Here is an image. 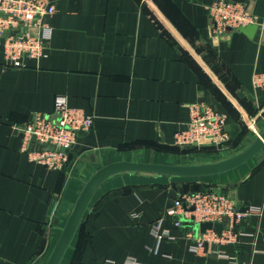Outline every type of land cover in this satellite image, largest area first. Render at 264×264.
I'll use <instances>...</instances> for the list:
<instances>
[{"label":"crops","instance_id":"crops-1","mask_svg":"<svg viewBox=\"0 0 264 264\" xmlns=\"http://www.w3.org/2000/svg\"><path fill=\"white\" fill-rule=\"evenodd\" d=\"M51 1L55 11L40 32L43 56L9 67L0 47V264H45L83 186L108 163H187L199 154L202 161L217 160L254 140L255 131L161 15L238 101L256 131L264 130V84L254 83L264 77V0H232L244 2L257 17L256 29H225L220 35L210 32L208 6L214 0H150L161 15L147 0ZM56 95L93 117L61 169L31 160L20 150L17 131L34 113H51ZM196 102L225 113L229 149L216 153L174 144ZM199 190L259 206L261 216L244 222L246 235L236 242L196 251L197 231L186 223L176 226V216L166 211L182 193ZM107 261L264 264V149L214 175L125 170L109 176L60 264Z\"/></svg>","mask_w":264,"mask_h":264},{"label":"built area","instance_id":"built-area-1","mask_svg":"<svg viewBox=\"0 0 264 264\" xmlns=\"http://www.w3.org/2000/svg\"><path fill=\"white\" fill-rule=\"evenodd\" d=\"M54 11L51 0H0V47L6 66L20 67L25 64V58L44 55L45 43L40 32ZM208 13L212 35L222 34L226 27L236 29L257 23V17L240 1L214 0L208 6ZM254 83L264 84V77H255ZM226 119L225 113L216 107L204 102L193 103L189 106L186 127L174 134V144L181 149H213L216 153L227 150L231 146V137L226 130ZM92 122V115L70 107L64 95H56L51 113H34L28 121L17 126L20 150L48 168L61 169L80 133L88 131ZM261 213L259 206L238 204L225 193L210 190L182 193L166 211L167 215L176 216L174 224L178 227L183 223L193 227L202 222L215 223L223 221V217L228 218L220 232L214 228L196 230L192 246L196 251L205 247L209 249L213 244L236 242L240 236L246 235L244 222L253 215L260 218ZM257 233L258 227L253 235ZM187 235L192 237L193 233L189 231ZM217 249L222 254L223 251Z\"/></svg>","mask_w":264,"mask_h":264},{"label":"water","instance_id":"water-1","mask_svg":"<svg viewBox=\"0 0 264 264\" xmlns=\"http://www.w3.org/2000/svg\"><path fill=\"white\" fill-rule=\"evenodd\" d=\"M147 2L150 3V5L153 7L150 0H147ZM153 8L157 11V13H159V11L155 7ZM161 17L168 24V26L171 28L177 38L181 41V43L185 45V47L192 53V55L200 63V65L216 82L219 88L228 97L229 101L238 109V111L241 113L250 128L255 131V138L250 143V145L242 151L226 158L217 160L201 161L197 163H153L126 160L108 163L100 167L93 173V175L87 180V182L83 186L66 220V223L61 230L57 241L55 242L51 252L47 257L45 264H60L62 257L64 256L67 248L69 247L78 226L80 225L81 219L88 207L91 198L95 194L100 184L114 173H117L119 171L131 170L179 177H198L205 175H214L234 169L235 167L253 158L262 149H264V130L256 131L253 123L249 120L238 101L223 86V84L212 73V71L203 63V61L196 54V52L183 40V38L178 34V32L165 20L162 15ZM232 29L234 28L226 27L227 31H230ZM236 29L246 32L247 34H252L256 29V24H247L245 26H240ZM227 220V217H223V221L221 222H202L197 225V230L204 231L206 228H214L216 231L220 232L223 227V222H226Z\"/></svg>","mask_w":264,"mask_h":264},{"label":"rangeland","instance_id":"rangeland-1","mask_svg":"<svg viewBox=\"0 0 264 264\" xmlns=\"http://www.w3.org/2000/svg\"><path fill=\"white\" fill-rule=\"evenodd\" d=\"M235 152H237V151H235ZM232 154H234V151H233V153H225V154H221V156H220V158L222 159V158H226V157H228V156H230V155H232ZM202 156V154H199V156L197 157V158H190L188 161H187V163H197V162H200V161H202V160H204L205 158L204 157H201ZM214 157H219L218 155H213ZM209 161V160H208ZM193 228L195 229V230H197V225H194L193 226Z\"/></svg>","mask_w":264,"mask_h":264}]
</instances>
